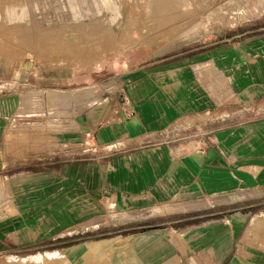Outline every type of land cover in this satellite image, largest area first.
<instances>
[{"label":"rangeland","instance_id":"obj_1","mask_svg":"<svg viewBox=\"0 0 264 264\" xmlns=\"http://www.w3.org/2000/svg\"><path fill=\"white\" fill-rule=\"evenodd\" d=\"M182 1L0 0V97L20 93L28 98L37 89L42 98L46 92L66 88L76 91L98 83L104 88L112 86L107 92L124 87L116 94L121 92V99L126 94L129 100L137 80L126 79L133 75L132 71L176 60L183 70L190 72V93L200 104L195 110L184 111L165 129L167 133L123 150L95 147L80 140L63 141L58 131L67 128L46 133L40 121H25L17 131L12 128L13 132L6 135V149L4 146L0 151V264H70L62 249L80 241L91 242L93 252L92 242L123 234L125 230L180 228L183 224H203L217 218L208 217L203 211L196 214L197 218L181 222L173 221L183 218L174 214L166 219L157 218L159 214L170 215L183 209L176 202L144 209L121 206L126 198L125 185L132 176L126 173L125 155L141 148L175 151L182 144L186 151L211 142L208 138L216 129L228 127L256 133L262 124L264 91L258 97V91L248 89L253 83L247 76L256 67L259 56L247 48L246 42L264 34V0ZM223 57L224 62H229V78L222 77ZM209 65L213 75L204 79ZM165 97L171 100V93L166 91ZM220 97L222 102H217ZM193 116L206 121L172 130L177 122ZM52 130L57 135L52 136ZM41 151L50 154H34ZM53 167L70 168L71 172L78 169L79 186L61 190L57 179L61 172H52ZM147 177L150 184H157L163 179V171L160 167L149 169ZM76 190L82 191V201L75 203L85 205L79 208L88 214H102L101 220L68 222L62 228L52 229L45 217L51 206L49 201L52 197L58 200L73 196ZM253 193L262 198L237 212L247 210L252 217L264 216V190ZM241 195L244 192L230 194L229 198L234 201ZM210 201L200 198L199 209ZM95 204H101L100 209ZM230 208L238 209V203ZM260 232L264 233V221ZM247 245L264 249V242L253 238ZM97 256L91 253L77 262L89 259V264H101L92 261L99 259Z\"/></svg>","mask_w":264,"mask_h":264},{"label":"crops","instance_id":"obj_2","mask_svg":"<svg viewBox=\"0 0 264 264\" xmlns=\"http://www.w3.org/2000/svg\"><path fill=\"white\" fill-rule=\"evenodd\" d=\"M246 43L247 48L257 52L259 56L256 67L247 74L253 83L248 89L258 91L256 95L261 97L264 91V34L253 37ZM181 66L179 61L171 60L152 67L144 66L141 71H132L133 75L126 79L137 80L134 81L136 84L132 88L131 99L128 100L124 94L125 101L120 98L121 92L116 94L124 87L107 92L112 86L104 88L98 83L76 91L66 88L46 92L42 98L37 89L28 98L20 93L2 95L0 151L4 146L6 149L7 133L20 130L25 121L42 122L46 133H50V129L67 128L65 131H58L63 141L80 140L95 147L105 146L108 150H123L142 144L144 140L150 142L162 135L184 111L200 107L190 93L193 92L190 88L193 84L192 76ZM208 68L210 69L204 73V79L208 74L213 75L212 65ZM221 71L222 77L229 78V62H224V57ZM166 91L171 93V100L165 97ZM106 93L109 94L108 97ZM221 99L217 98L216 101L222 102ZM260 119L262 124L256 133L223 127L216 129L215 134L208 138L211 142H203L193 149L185 151L182 144L181 149L175 151L139 148L140 150L125 155L126 173L132 176L125 185L126 198L122 201V208L144 209L151 205L176 202L183 209L169 213L170 215L159 214L157 218L166 219L174 214L173 216L183 218L173 221L181 222L197 218L196 214L201 211L206 212L208 217L217 218H211L212 220L203 224H183L180 228L125 230L123 234L92 242L95 244L93 252L90 251V246L93 245L91 242L80 241L62 249L63 254L69 256L70 264L91 253L99 258L92 261H99L101 264H107L106 260L108 264H264V249L247 245L251 238L264 242V233L260 232L264 216L252 217L247 210L237 212L252 207L253 204L248 203L262 198V195L253 193L254 190H264V117ZM196 120L194 124L179 125L180 122ZM204 121V117L193 116L177 122L172 130ZM55 134L57 135L52 130L51 135ZM46 144L49 145L50 142ZM34 154L50 153L41 151ZM155 167L162 169L163 179L157 184H150L147 174L149 169ZM51 171L56 174L61 172L57 177L61 190L69 191L72 187L79 186L81 176L78 169L71 172L70 168L57 170L53 167ZM94 175L97 178L98 171ZM95 184L96 187L97 183ZM76 191L73 196L58 200L52 197L49 201L51 206L47 208L45 217L51 222L52 229L62 228L68 222L101 220L102 214H96V209L88 214L83 208H79L80 205H85L75 203L80 200L82 193L81 190ZM239 192H244L245 195L231 201L229 195ZM200 198L209 199L211 203L199 209ZM237 203L238 209L230 208ZM100 205L95 204V208L98 206L100 209ZM148 219L143 218V221ZM248 220L251 221L245 229ZM88 261L76 264H89Z\"/></svg>","mask_w":264,"mask_h":264},{"label":"bare ground","instance_id":"obj_3","mask_svg":"<svg viewBox=\"0 0 264 264\" xmlns=\"http://www.w3.org/2000/svg\"><path fill=\"white\" fill-rule=\"evenodd\" d=\"M185 2H186V0H183V1H182V4H184ZM93 250H94V249H93ZM51 255H52V254H51Z\"/></svg>","mask_w":264,"mask_h":264}]
</instances>
